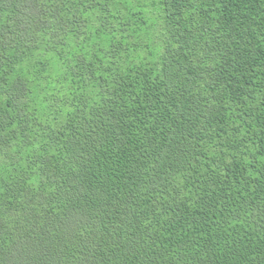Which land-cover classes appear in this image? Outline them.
Wrapping results in <instances>:
<instances>
[{"label": "trees", "instance_id": "16d2710c", "mask_svg": "<svg viewBox=\"0 0 264 264\" xmlns=\"http://www.w3.org/2000/svg\"><path fill=\"white\" fill-rule=\"evenodd\" d=\"M0 264H264V0H0Z\"/></svg>", "mask_w": 264, "mask_h": 264}]
</instances>
